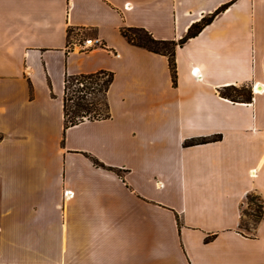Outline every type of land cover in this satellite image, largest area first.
Returning a JSON list of instances; mask_svg holds the SVG:
<instances>
[{
  "label": "crops",
  "instance_id": "0c3cea01",
  "mask_svg": "<svg viewBox=\"0 0 264 264\" xmlns=\"http://www.w3.org/2000/svg\"><path fill=\"white\" fill-rule=\"evenodd\" d=\"M231 1L0 0V264H264V217L241 226L264 204V0L178 46L177 84L122 34L179 41ZM100 70L110 117L65 129L66 77Z\"/></svg>",
  "mask_w": 264,
  "mask_h": 264
},
{
  "label": "trees",
  "instance_id": "16d2710c",
  "mask_svg": "<svg viewBox=\"0 0 264 264\" xmlns=\"http://www.w3.org/2000/svg\"><path fill=\"white\" fill-rule=\"evenodd\" d=\"M235 1L236 0H232L217 9L210 16H205L200 21L194 23L189 28L186 35L179 41L156 39L152 33L143 27H125L122 29V34L133 45L167 56L173 82L174 84H177V47L183 46L190 38L196 37L216 18V16L225 11ZM72 32L73 30L70 29L69 36ZM113 81L114 73L107 70H100L89 74L68 75L65 79L63 97L65 129L85 120H96L110 117V107L107 95ZM221 93L223 96L232 98L235 101H238V98L244 100L252 99L251 91L245 86L226 87L225 91H222ZM220 137L221 136H217L215 140H218ZM208 141V138L190 140L186 142V145H196ZM95 163L98 166H104V164L97 160H95ZM248 199L252 203L257 199L260 200V203L256 204V213L253 214L256 224L264 217V204L258 195H250ZM206 240L210 241L211 237H208Z\"/></svg>",
  "mask_w": 264,
  "mask_h": 264
},
{
  "label": "built area",
  "instance_id": "2783aa9c",
  "mask_svg": "<svg viewBox=\"0 0 264 264\" xmlns=\"http://www.w3.org/2000/svg\"><path fill=\"white\" fill-rule=\"evenodd\" d=\"M106 44L100 38H87V39H75L72 43L70 42L68 47L70 50H77L80 52H86L98 47H105ZM197 69H194L196 72Z\"/></svg>",
  "mask_w": 264,
  "mask_h": 264
},
{
  "label": "rangeland",
  "instance_id": "374dc122",
  "mask_svg": "<svg viewBox=\"0 0 264 264\" xmlns=\"http://www.w3.org/2000/svg\"><path fill=\"white\" fill-rule=\"evenodd\" d=\"M257 203H260V200L257 199V200H255L254 203H252L248 199L247 205L243 209V222H242L241 226L244 229H248V231H250V232H251V228L255 225L253 214L256 213V204Z\"/></svg>",
  "mask_w": 264,
  "mask_h": 264
},
{
  "label": "bare ground",
  "instance_id": "6f19581e",
  "mask_svg": "<svg viewBox=\"0 0 264 264\" xmlns=\"http://www.w3.org/2000/svg\"><path fill=\"white\" fill-rule=\"evenodd\" d=\"M261 88V87H260ZM257 91H260V90H258V88L256 89Z\"/></svg>",
  "mask_w": 264,
  "mask_h": 264
}]
</instances>
